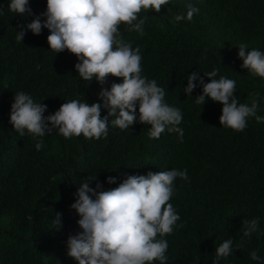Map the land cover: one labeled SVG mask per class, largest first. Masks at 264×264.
Returning <instances> with one entry per match:
<instances>
[{
	"label": "trees",
	"instance_id": "obj_1",
	"mask_svg": "<svg viewBox=\"0 0 264 264\" xmlns=\"http://www.w3.org/2000/svg\"><path fill=\"white\" fill-rule=\"evenodd\" d=\"M9 2L0 0V264H78L66 255V241L82 231L70 207L80 184L100 183L98 190H110L129 175L172 169H186L188 179L173 182L169 203L180 219L163 237L165 264H264V122L249 117L243 131L226 128L219 123L222 104L207 97L196 103L202 92L198 82L191 94L183 91L191 72L207 83L204 73L215 68L216 79L236 81L238 103L250 106L256 99L257 115L264 117V78L241 68L237 56L241 44L246 52H264V0H169L159 12L139 14L147 17L143 36L119 26L123 40L141 50V75L164 89L165 104L180 109L182 121L175 127L183 130L182 140L167 128L158 139L150 138L151 125L138 119L120 129L111 117L107 135L99 139L83 134L66 139L55 129L43 137L25 129L21 136L9 122L16 93L47 105V116L72 99L102 104L101 87L122 81L83 80L74 54L48 48L46 28L39 35L25 29L18 42L19 26L33 15L10 12ZM188 4L199 11L191 21H175ZM28 6L38 15L46 0H29ZM100 111L107 115L103 106ZM39 140L44 146L37 150ZM109 176L115 183H107ZM253 218H259L258 231L244 237L242 221ZM229 238L233 253L218 259L216 248ZM252 251L261 259L252 260Z\"/></svg>",
	"mask_w": 264,
	"mask_h": 264
},
{
	"label": "clouds",
	"instance_id": "obj_2",
	"mask_svg": "<svg viewBox=\"0 0 264 264\" xmlns=\"http://www.w3.org/2000/svg\"><path fill=\"white\" fill-rule=\"evenodd\" d=\"M28 3L29 0H10L8 4L10 12L33 15L30 23L19 26L18 42L23 41L25 29L39 35L42 28H46L48 48L55 53L66 49L74 54L78 60L74 68L83 80L91 81L95 77L104 85L107 78L113 76L122 82L101 87L98 97L102 104L72 99L47 116L44 115L47 105L18 92L10 106L9 122L13 129L21 136L25 129L33 137H43L55 129L66 139L81 134L85 138L99 139L107 135L111 117V123L120 129H128L138 119L142 124L151 125L150 138L158 139L167 128L169 132L178 133L182 140L183 130L175 127L182 121L180 109L165 104L164 89L158 87L155 80L141 75V50L125 42L119 31L124 23L129 31L143 36L147 17L139 18V14L148 10L159 12L169 0H46L45 10L38 15L32 13ZM186 7V14H176L175 21H191L199 11L191 4ZM238 49L240 67L264 78V52L257 49L246 52L244 44ZM218 71L214 68L204 73L210 78L207 83L197 72H191L183 91L191 94L198 82L202 92L196 97V103L202 105L207 97L222 104L219 123L226 128L243 131L249 117H255L257 123L264 122V117L257 115V100L253 99L250 106L238 103L234 95L236 81L224 76L216 79ZM102 106L107 109L103 117ZM43 146V140L35 144L37 150ZM177 177L187 180V170L129 175L110 190H98L100 183L95 188L89 187V182L81 183L70 207L79 215L77 224L82 231L68 236L66 255L78 264H152L154 260L165 264L168 243L163 237L173 232L180 219L169 203ZM106 180L115 183V177L109 176ZM57 214L55 222L60 227V214ZM258 223L259 218L243 220V236L251 237L256 233ZM215 252L218 259L230 256L232 239H225ZM249 255L252 260L261 259L256 251Z\"/></svg>",
	"mask_w": 264,
	"mask_h": 264
}]
</instances>
